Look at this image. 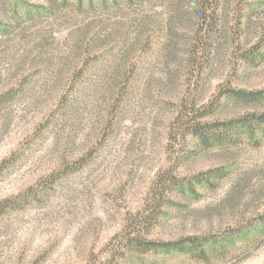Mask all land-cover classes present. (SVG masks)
<instances>
[{"label":"rangeland","instance_id":"1","mask_svg":"<svg viewBox=\"0 0 264 264\" xmlns=\"http://www.w3.org/2000/svg\"><path fill=\"white\" fill-rule=\"evenodd\" d=\"M11 1L0 0V23L9 25ZM199 2L71 0L33 19L13 15L0 33V96L16 90L0 104V201L43 188L62 167L70 173L0 217V264L107 262L185 144L194 154L179 177L221 167L225 175L197 196L175 195L149 239L222 234L264 215V128L212 149L182 142L180 130L184 109L211 103L222 85L264 90V0L218 3L219 46L202 81L192 63L201 57ZM260 111L264 102L221 100L206 119ZM132 264H264V227L205 257L170 250Z\"/></svg>","mask_w":264,"mask_h":264},{"label":"trees","instance_id":"2","mask_svg":"<svg viewBox=\"0 0 264 264\" xmlns=\"http://www.w3.org/2000/svg\"><path fill=\"white\" fill-rule=\"evenodd\" d=\"M42 4L30 5L29 2H22L21 0H12L9 5L11 15L8 12H2V16L10 20L7 23H0V33L4 34L7 30L15 25L19 19L13 18V15L28 16L30 18L39 17L42 12L51 11L57 3H62L64 6L69 4L71 0H41ZM73 4L81 5L85 2L90 8L95 5V0H72ZM117 2V0H111ZM103 5H106L108 0H100ZM216 2V3H215ZM222 0H200L199 18L201 31L198 32L196 44L201 43V57L198 59L193 53L192 63L197 68V79L202 81V78L211 69L213 60L217 51V38L219 34L218 14L217 8ZM215 3V5H214ZM15 19V20H14ZM252 49L248 54L252 55ZM190 56V58L192 57ZM249 57V56H248ZM16 90H10L0 96V104H6L8 100L14 95ZM221 100H231L242 104L253 105L264 102V90L260 91H246L243 89L233 88L230 85H222L216 92L213 101L204 105L201 109L186 108L187 117L180 123V130L183 135L182 142L187 143L189 138L194 139L197 148L212 149L231 145H237L242 141L243 135L253 136L256 130L264 128V112H253L238 116L236 118H229L224 120H208L206 119L215 110L218 109V104ZM193 105H195L193 103ZM182 116V114H181ZM182 116V117H183ZM44 128L41 131H44ZM187 144L181 149L177 155V159L172 165L161 172L154 182V188L151 192V197L147 201V206L144 212L137 218L131 228H126L122 234L119 235V243L117 247L111 250L112 256L103 264H132L135 259H140L141 256L152 253H169L170 250L184 252L185 254L197 255L198 257H205L209 251L221 248L226 243H233L234 239L248 237L255 230L264 227V215L259 216L254 223L246 224L239 229L227 230L222 234L207 235L205 237L187 236L175 241L162 242L158 239H149V230L159 224L162 219L169 215L168 208L176 206L173 197L177 194L183 196H197L196 187L200 185L213 186V179L225 175V168L209 169L206 172L192 175L190 177H179L176 172L187 159L193 156L194 150L188 148ZM80 164V162L78 163ZM70 171L65 167L54 171L47 178L49 181L43 183V188L35 187L28 189L22 195L13 196L0 201V217L5 216L12 211L23 209L32 199L39 198L40 191H46L47 187L60 179H63ZM263 229V228H261Z\"/></svg>","mask_w":264,"mask_h":264}]
</instances>
